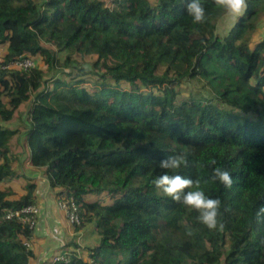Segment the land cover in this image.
<instances>
[{
  "label": "trees",
  "instance_id": "obj_1",
  "mask_svg": "<svg viewBox=\"0 0 264 264\" xmlns=\"http://www.w3.org/2000/svg\"><path fill=\"white\" fill-rule=\"evenodd\" d=\"M187 2L0 0L1 63L35 61L28 71L0 68V120L30 102L27 161L45 170L55 199L74 198L75 237L86 226L97 236L85 247L72 240L69 261L54 264H264V37L254 38L264 0H247L223 33L213 0H201L203 24L192 23ZM86 55L90 67L78 62ZM192 79L210 95L182 98ZM17 133L0 124V264L35 256L25 244L34 228L5 217L39 195L24 175L18 194L3 184L18 176ZM180 153L187 167L169 174L200 180L221 201L223 231L154 188L159 161ZM216 166L231 188L211 179Z\"/></svg>",
  "mask_w": 264,
  "mask_h": 264
},
{
  "label": "clouds",
  "instance_id": "obj_2",
  "mask_svg": "<svg viewBox=\"0 0 264 264\" xmlns=\"http://www.w3.org/2000/svg\"><path fill=\"white\" fill-rule=\"evenodd\" d=\"M213 2L218 8L223 9L224 15L229 21V27L238 22L248 7L247 0H213ZM186 11L191 16L193 24L206 22V10L201 0H188ZM210 163L216 165L215 160H211ZM187 165L188 160L183 153L169 155L161 159L158 166L165 171L153 179L154 188L174 202L182 203L197 211L199 213L198 220L209 230L223 231L224 224L218 220L221 215V201L218 198L207 196L201 188L200 180H193L179 174H169V172L187 167ZM211 179L218 180L225 188H231L233 184V178L229 171L220 166L212 169Z\"/></svg>",
  "mask_w": 264,
  "mask_h": 264
},
{
  "label": "rangeland",
  "instance_id": "obj_3",
  "mask_svg": "<svg viewBox=\"0 0 264 264\" xmlns=\"http://www.w3.org/2000/svg\"><path fill=\"white\" fill-rule=\"evenodd\" d=\"M229 28V21L228 19L225 17V15L217 22V30L220 33L226 32V30ZM264 37V18L260 23V27H259V31L256 35V37L254 36V38L260 39ZM5 53V46H0V61L3 59ZM93 58H95V56L93 55H86L83 57V59H79L78 58V62L82 65H85L86 67H90V62L91 60H93ZM36 66L39 67H44L45 65H43V62L41 61V59L39 60L37 58L36 60ZM57 70H52L50 71L44 78H49L51 75L57 73ZM59 73V72H58ZM123 87H126V85H123ZM179 94L182 98L184 97H189L191 96V94H203L205 97L209 96V89L207 87H205V85H203V82L200 80H196V79H192V80H188V81H184L182 82V84L179 87ZM30 106V102H26L24 104H22L19 108V110L15 113L14 117L8 121V122H3L0 120V124L3 126H7L12 130H16L18 133L13 137V141H14V154H18L17 156L19 157V159L17 161H15L14 163V168L17 170L18 172V176L15 177L12 180H5L3 182L4 185H12L13 190H15L17 192V194L21 191V185H22V181L23 178L22 176L24 175L25 177L28 178H32V179H36V182L38 184L39 181L44 180V181H48L45 175V170L41 169V168H34L32 166L29 165L28 161H27V148L25 146V127L27 125V115H28V108ZM50 191V187L48 184V191ZM60 211V216H61V220L63 221V223L65 222L68 226H69V230H72V225L68 224L63 212L61 210ZM84 229L86 230H82L81 236L78 238L75 237L74 235V231L72 230V235L70 234L65 241H62L63 239H61V241L63 242V247L68 246V248L66 247V249H64L62 252L64 251H68L69 248L71 249L72 246L70 245V242H72V240L75 239V241L80 242L81 246H86L87 244H91L97 241V236L96 234H92L91 230L89 229V226H86ZM60 239V238H59ZM71 246V247H70ZM83 249V247H82ZM85 254V250L82 251ZM82 253V254H83Z\"/></svg>",
  "mask_w": 264,
  "mask_h": 264
},
{
  "label": "crops",
  "instance_id": "obj_4",
  "mask_svg": "<svg viewBox=\"0 0 264 264\" xmlns=\"http://www.w3.org/2000/svg\"><path fill=\"white\" fill-rule=\"evenodd\" d=\"M46 178L48 179L47 175ZM40 184H43L42 188ZM48 184V181L44 180L38 182L39 195L35 203L39 208V213L34 236L30 241L35 254L31 264H51L53 257L66 249V246L62 248V241H65L72 233V230L68 229L69 226L61 220L54 194L50 191L46 192Z\"/></svg>",
  "mask_w": 264,
  "mask_h": 264
},
{
  "label": "built area",
  "instance_id": "obj_5",
  "mask_svg": "<svg viewBox=\"0 0 264 264\" xmlns=\"http://www.w3.org/2000/svg\"><path fill=\"white\" fill-rule=\"evenodd\" d=\"M2 60L0 61V63ZM35 64L34 59L28 58V57H18L15 59L10 60L9 62L3 64H0V68L7 69V68H14L19 70H25L28 71L31 67H33ZM56 204L59 210L63 212V215L70 225H77L80 223V215L78 212V206L76 205V202L72 196H65V195H58L56 197ZM39 213V208L36 204H29L26 206H23L19 209L9 210L6 212L5 217L6 218H17L23 223H27L29 228H35L36 226V216ZM81 235L78 236V238ZM77 243L80 244V242ZM25 244L27 246H31L30 241H26ZM81 245V244H80ZM68 251L61 252L53 257L52 263L54 264L57 260L62 261H69Z\"/></svg>",
  "mask_w": 264,
  "mask_h": 264
}]
</instances>
